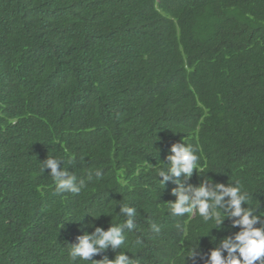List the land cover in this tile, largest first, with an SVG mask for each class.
<instances>
[{
  "label": "trees",
  "instance_id": "obj_1",
  "mask_svg": "<svg viewBox=\"0 0 264 264\" xmlns=\"http://www.w3.org/2000/svg\"><path fill=\"white\" fill-rule=\"evenodd\" d=\"M177 142L264 216V0H0V264H84L69 245L123 223L122 204L136 228L118 251L136 264L210 254L239 228L171 215L158 169ZM48 156L103 178L57 193Z\"/></svg>",
  "mask_w": 264,
  "mask_h": 264
},
{
  "label": "clouds",
  "instance_id": "obj_2",
  "mask_svg": "<svg viewBox=\"0 0 264 264\" xmlns=\"http://www.w3.org/2000/svg\"><path fill=\"white\" fill-rule=\"evenodd\" d=\"M169 152L167 163L163 162L167 167L158 169V177L164 186L169 182L176 185L171 192L176 198L170 203L171 215L198 214L204 224L211 222L213 226L221 228V231L239 228L233 235L219 239L210 254L193 249L188 259L193 260L194 264L197 260L203 261V264H264V216L248 206L249 193L243 190L240 182L225 184L202 178L198 174L200 158L196 155V149L190 145L177 142L171 145ZM75 159V156L70 157L69 163H73ZM81 161L83 162V157ZM63 163V159L50 156L40 162L42 172L50 170L48 175L53 179L57 193L79 195L94 180L103 178V172L95 169L88 170L85 178L78 179L74 173L62 167ZM194 176L198 180L197 184L190 183ZM119 209L118 214L126 217L121 224L110 226L107 230L95 224L80 228L83 234L76 238V243L69 245L68 255L71 261L79 260L84 264H136L128 253L118 250L127 246L125 230L132 231L136 228L137 210L126 204L120 205ZM226 221H230V229L226 227ZM85 228L93 231L89 233ZM151 230L155 233L161 231L155 223L151 224ZM182 231L186 229L182 228ZM135 243L142 245L143 240L137 237ZM109 248L117 253L115 259L107 256L100 261L93 259Z\"/></svg>",
  "mask_w": 264,
  "mask_h": 264
}]
</instances>
